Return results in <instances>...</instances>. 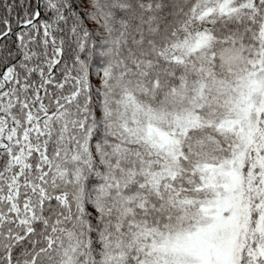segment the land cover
I'll list each match as a JSON object with an SVG mask.
<instances>
[{
    "label": "snow or ice",
    "instance_id": "snow-or-ice-1",
    "mask_svg": "<svg viewBox=\"0 0 264 264\" xmlns=\"http://www.w3.org/2000/svg\"><path fill=\"white\" fill-rule=\"evenodd\" d=\"M0 264H264V0H0Z\"/></svg>",
    "mask_w": 264,
    "mask_h": 264
}]
</instances>
